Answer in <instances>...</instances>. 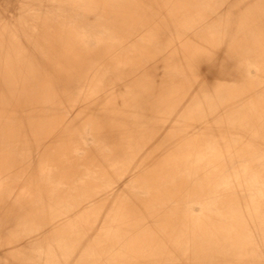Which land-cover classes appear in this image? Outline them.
Segmentation results:
<instances>
[{
  "label": "bare ground",
  "instance_id": "6f19581e",
  "mask_svg": "<svg viewBox=\"0 0 264 264\" xmlns=\"http://www.w3.org/2000/svg\"><path fill=\"white\" fill-rule=\"evenodd\" d=\"M0 264H264V0H0Z\"/></svg>",
  "mask_w": 264,
  "mask_h": 264
}]
</instances>
